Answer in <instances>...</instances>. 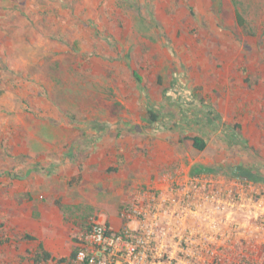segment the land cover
Listing matches in <instances>:
<instances>
[{"label":"rangeland","instance_id":"obj_1","mask_svg":"<svg viewBox=\"0 0 264 264\" xmlns=\"http://www.w3.org/2000/svg\"><path fill=\"white\" fill-rule=\"evenodd\" d=\"M0 90V264H264V0H0Z\"/></svg>","mask_w":264,"mask_h":264},{"label":"trees","instance_id":"obj_2","mask_svg":"<svg viewBox=\"0 0 264 264\" xmlns=\"http://www.w3.org/2000/svg\"><path fill=\"white\" fill-rule=\"evenodd\" d=\"M236 18H237V23L243 27L244 25V19L239 15L236 14ZM61 64L59 60H55L53 62H47V64L44 65V69L46 71V76L47 75H52L53 79H58V73H60L61 68H60ZM132 74L135 76V79L139 82L141 80L140 76L138 73L135 72V70H131ZM48 77V76H47ZM19 87H23L22 85H20ZM1 91V90H0ZM180 92V91H179ZM187 90H181V93H185V95L187 96V99H189V101L192 100L191 94L188 92ZM150 114V118H152L153 120H155L157 118V114L151 110L148 111ZM33 113L35 115H38V112L33 110ZM191 141V145L193 148L197 149V150H203L205 147V141L203 140V138L199 137V136H191L188 137ZM234 173L233 176L235 179H238L240 181H249L252 183H259V182H264V174H262V172L256 168H254L253 166H246V165H242V164H237L232 166ZM112 170V168H110ZM109 169V170H110ZM113 170H117L114 169ZM212 168L204 165V164H200V163H195L193 164L188 171L189 176L191 177H198L199 175L203 174V173H209L212 172ZM17 178L21 179V176H16ZM105 234L107 235L108 232H105ZM26 239H34L32 236L26 235L25 236ZM39 248H40V254L37 255L36 258H34V264H37L39 261H53L56 264H63V263H67V262H73V261H78L77 260V254L80 251V248H73V250L70 252V254L66 257H56L53 256L49 251H47L46 249L43 248L42 243H39ZM86 258H84V260L80 261L79 264H87V259L89 254H86Z\"/></svg>","mask_w":264,"mask_h":264},{"label":"built area","instance_id":"obj_3","mask_svg":"<svg viewBox=\"0 0 264 264\" xmlns=\"http://www.w3.org/2000/svg\"><path fill=\"white\" fill-rule=\"evenodd\" d=\"M133 212H134V209L132 210ZM147 233H150V232H152L151 230H147L146 231ZM147 235V237L148 238H150V236L152 235V234H146ZM98 237H99V239L101 238V236H100V234L98 235ZM135 237L137 238V236L135 235ZM134 236L133 237H130L129 236V238L132 240V241H135V242H142L143 244L145 243V241H144V239L143 240H137L136 238H135ZM193 238H191V240H192ZM131 241V242H132ZM133 244H134V242H133ZM135 248H136V246H135ZM135 248H134V250H135ZM133 250V251H134ZM86 254H88V253H86ZM86 254H85V252L83 251V250H80L79 252H78V254H77V260L79 261H82V260H84V258H86L87 256H86ZM79 261V262H80ZM87 264H96V262H95V258L92 256V255H90L89 254V256H88V259H87Z\"/></svg>","mask_w":264,"mask_h":264}]
</instances>
